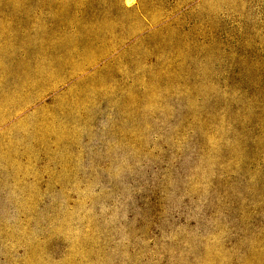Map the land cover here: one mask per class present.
Masks as SVG:
<instances>
[{"label": "rangeland", "instance_id": "obj_1", "mask_svg": "<svg viewBox=\"0 0 264 264\" xmlns=\"http://www.w3.org/2000/svg\"><path fill=\"white\" fill-rule=\"evenodd\" d=\"M0 264H264V0H0Z\"/></svg>", "mask_w": 264, "mask_h": 264}]
</instances>
